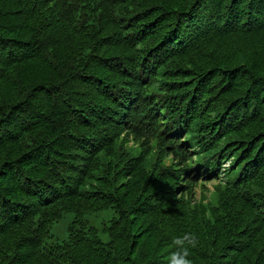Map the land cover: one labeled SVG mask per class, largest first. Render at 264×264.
<instances>
[{"label":"trees","instance_id":"trees-1","mask_svg":"<svg viewBox=\"0 0 264 264\" xmlns=\"http://www.w3.org/2000/svg\"><path fill=\"white\" fill-rule=\"evenodd\" d=\"M0 264H264V0H0Z\"/></svg>","mask_w":264,"mask_h":264},{"label":"rangeland","instance_id":"rangeland-1","mask_svg":"<svg viewBox=\"0 0 264 264\" xmlns=\"http://www.w3.org/2000/svg\"><path fill=\"white\" fill-rule=\"evenodd\" d=\"M47 72L50 74V76L52 75L50 70H47ZM29 80L30 79L27 76H25V74H23L20 77L19 81L20 82H22V81L26 82ZM26 83H30V81L26 82ZM133 142H135V140L133 138H128L126 146L130 147ZM139 144H140V142H139ZM106 161H112V160L110 158H106ZM105 166H106L105 164H102L101 167H99V169H97V171H102ZM210 174H212V173L210 172L207 175L209 176ZM222 177H223V175L220 174L217 178H214L213 180H210V181H207L204 183L198 182V185L194 187L195 195L193 196V202L195 200H197L198 198H202V196H205V200H204L205 202L208 200L212 201L213 196H214L213 195L214 186L218 181H220L222 179ZM202 184H204V187H202ZM95 217H96L97 222H101V220L103 218L108 219L111 217V211H104V212L98 213ZM68 219H69L68 216H65L61 222L55 224L53 227V230H52L53 233L58 235V236H62L64 227H65L66 223L68 222Z\"/></svg>","mask_w":264,"mask_h":264}]
</instances>
